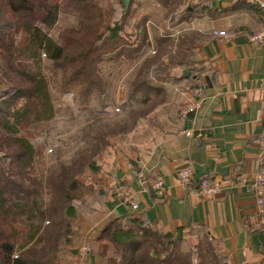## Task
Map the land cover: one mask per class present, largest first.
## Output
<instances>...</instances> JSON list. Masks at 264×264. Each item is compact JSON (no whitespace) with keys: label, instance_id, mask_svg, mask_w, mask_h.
Instances as JSON below:
<instances>
[{"label":"crops","instance_id":"1","mask_svg":"<svg viewBox=\"0 0 264 264\" xmlns=\"http://www.w3.org/2000/svg\"><path fill=\"white\" fill-rule=\"evenodd\" d=\"M138 2L131 6L125 34L137 45L144 28L149 47L132 64L137 68L133 78L151 48L171 43L173 48L160 59L165 69L149 82L154 89L150 101L146 104L136 94L134 109L154 104L152 111L130 133L114 138L99 164L104 196L102 205L93 208L102 215L97 222L144 219L155 230L183 229L186 240L212 239L228 264H263L264 236L253 183L264 167V44L255 46L248 36L262 27L259 3L264 0H183L192 12L190 20L173 26L155 0ZM214 31L227 35L215 36ZM184 71L190 75L185 77ZM199 99L200 108L182 119L181 110ZM185 130L192 136L186 137ZM184 167L193 173L188 184L176 176ZM202 178L220 184L216 195L198 192L196 182ZM156 180L163 182L161 195L151 189ZM117 186L128 190L136 211L117 199ZM73 224L81 242L94 228L80 214Z\"/></svg>","mask_w":264,"mask_h":264},{"label":"trees","instance_id":"2","mask_svg":"<svg viewBox=\"0 0 264 264\" xmlns=\"http://www.w3.org/2000/svg\"><path fill=\"white\" fill-rule=\"evenodd\" d=\"M155 1L165 9L170 25L190 20L187 15L192 12L184 8L183 0ZM131 6L132 0L121 18L112 20L113 11L107 16L92 0H0V264H73L81 244L80 229L73 224L79 213L94 227L84 264H228L212 239L196 235L194 243L186 240L183 229L155 230L132 216L95 227L100 215L92 205H102L103 179L88 185L79 177L85 171L98 176L100 157L110 140L130 133L154 104L134 109L124 122L97 129L89 124L85 135L93 133V144L58 169L42 170L43 156L28 139V128L55 115L49 82L40 67L42 53L60 89L79 86L83 97L93 91L104 95L99 66L134 64L149 47L144 28L137 45L125 34ZM61 12L79 21L63 29L56 42L43 27L50 30ZM172 45L167 44V54ZM161 48L141 61L130 84V98L140 92L146 104L150 101L154 89L149 82L163 68ZM202 179L196 182L197 189ZM182 244H187L186 251Z\"/></svg>","mask_w":264,"mask_h":264},{"label":"rangeland","instance_id":"3","mask_svg":"<svg viewBox=\"0 0 264 264\" xmlns=\"http://www.w3.org/2000/svg\"><path fill=\"white\" fill-rule=\"evenodd\" d=\"M92 1L95 2L107 16H109L108 13H110V11H113L112 20H119L121 18L124 10L122 0ZM138 3V0H132V7H138ZM78 21L79 19L77 16L61 12L58 15L57 22L50 30H46L44 27L43 29L50 39L57 42L62 30L71 26H76ZM131 21L132 16L128 19V22ZM126 26L124 27L125 32L126 30L128 31ZM129 31H131V29H129ZM156 50H154V52ZM161 53H164L166 56L169 55L167 54V46L166 49H164V47L161 49ZM43 55L42 53L40 67L49 82L55 115L48 122L35 124L28 128L27 136L36 151L41 152L45 163V168L42 170H45L49 168L58 169L62 164H69L77 151L87 149L93 144L91 138L93 133L85 135V128L89 124L97 129L129 120V114L131 111H134L132 109H134V103H137L138 99L137 95L131 98L128 95L134 71L137 69L136 67L132 68V64L107 63L100 65L99 76L102 79L104 85L103 93L105 94L102 95L98 91H93L91 95L83 97L80 94L79 86L71 87L67 90L60 89L58 77L51 74L49 63ZM162 69H165V66ZM126 72H128L127 75H125ZM93 120L94 122H92ZM114 138L110 140V145ZM105 153L101 156L103 159L100 157V163L105 161ZM38 167H41V164L38 163ZM98 176L91 174L89 171H85L79 177V180L88 185H93L96 179H99ZM85 197H87V200L90 198L88 195H85ZM88 202H90V200ZM96 205L99 206V203H93V208ZM87 209L88 207L86 210ZM100 217H102V215ZM109 220L111 219H105L100 224L96 222L95 227H103ZM88 225L91 228V225ZM89 234V230L85 232L83 236L84 240L82 237L83 242H81L79 248L84 243L89 246ZM181 248L182 251H186L188 246L187 244H182ZM78 250L73 264H84L86 258L82 261L79 260Z\"/></svg>","mask_w":264,"mask_h":264},{"label":"built area","instance_id":"4","mask_svg":"<svg viewBox=\"0 0 264 264\" xmlns=\"http://www.w3.org/2000/svg\"><path fill=\"white\" fill-rule=\"evenodd\" d=\"M259 9L263 15V24L260 30L257 32H254L248 36L249 41L255 45L260 46L264 44V3H259ZM213 34L215 36L219 37H225L227 34L223 31H214ZM150 55H154L155 52L151 48L149 50ZM45 57V55H43ZM201 106V99L197 101H193L191 104L187 105L184 109L180 112V117L182 119H186L187 116L194 114ZM262 122L264 123V100H263V109H262V115H261ZM192 131L185 130L184 135L186 137L192 136ZM197 137H201L200 132L197 133ZM177 179L181 184H186L187 181L193 179V173L190 167H184L180 169L176 173ZM254 193L256 197V212L260 219V231L264 236V167L260 170V173L257 175V177L254 180L253 183ZM151 189L156 192L158 195H161L163 193L164 187L162 180H156L152 185ZM220 189V184L218 182H215L213 180L208 179H202L199 183L198 192L203 196H213L218 193ZM115 195L117 199L124 204H130L133 211H136L138 209V206L134 203L130 202V193L128 190H125L122 187H115L114 189ZM90 251L89 246L84 243L78 250V258L79 260H84L86 256L88 255ZM16 257V256H14Z\"/></svg>","mask_w":264,"mask_h":264},{"label":"water","instance_id":"5","mask_svg":"<svg viewBox=\"0 0 264 264\" xmlns=\"http://www.w3.org/2000/svg\"><path fill=\"white\" fill-rule=\"evenodd\" d=\"M122 1H123V4H124L123 12H125L129 8L131 0H122ZM183 74H184L185 77H188L190 75V73L188 71H184ZM118 177H120V173H118Z\"/></svg>","mask_w":264,"mask_h":264}]
</instances>
